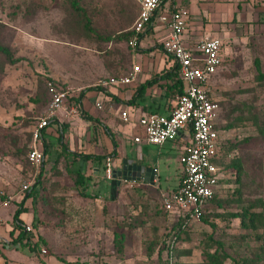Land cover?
Masks as SVG:
<instances>
[{"label":"rangeland","instance_id":"374dc122","mask_svg":"<svg viewBox=\"0 0 264 264\" xmlns=\"http://www.w3.org/2000/svg\"><path fill=\"white\" fill-rule=\"evenodd\" d=\"M237 1L244 20L223 35V63L209 87L226 127L217 196L203 219L188 223L176 238L170 237L159 187L124 179L118 195L109 197L112 167L137 157L119 121L110 130L117 147L105 150L100 131L75 123L80 109L73 98L61 109L68 132L50 143L106 157L102 166L81 163L83 187L75 183L64 148L44 156L41 175V166L26 157L33 144L41 148L33 129L50 102L46 82L73 88L79 97L105 77L141 71L127 45L133 0H0V44L19 59L10 64L0 54V264H264V79L255 65L264 73V0ZM167 94L168 100L175 95ZM178 141L159 149L140 146L143 162L157 168L162 190L179 180ZM34 185V202L24 206L32 231L17 241L21 230L12 215ZM244 212L254 215V227L232 216Z\"/></svg>","mask_w":264,"mask_h":264},{"label":"built area","instance_id":"2783aa9c","mask_svg":"<svg viewBox=\"0 0 264 264\" xmlns=\"http://www.w3.org/2000/svg\"><path fill=\"white\" fill-rule=\"evenodd\" d=\"M139 11L127 45L135 50L143 31L156 21L166 29V37L161 41L162 52L176 67L182 91L177 93L168 114L146 113L137 118L135 143L142 141L160 146L167 141L180 138L184 145L178 157L181 165L180 183L170 192L161 194V207L170 213L174 221L182 220L184 227L197 221L217 192L221 173L215 162L219 146L224 142L216 124L220 116L218 100L210 92L211 81L222 66V41L218 37L202 34L193 46L184 43L183 35L189 26L190 15L187 0H136ZM138 67L124 76H110L100 81L97 87L125 86L136 79ZM50 102L46 115L34 125L35 141L41 139V131L48 126L49 120L64 109L74 96V89L47 82ZM80 95L95 98L96 91L90 90ZM73 108V103L71 104ZM100 108V103H96ZM120 117L127 122L128 112L122 110ZM33 167L44 160L43 151L36 144L30 146L26 154ZM156 172V171H155ZM155 175V174H154ZM135 181V180H133ZM23 183L22 189H29ZM6 205V202L4 203ZM24 232H31L29 225H21Z\"/></svg>","mask_w":264,"mask_h":264},{"label":"crops","instance_id":"0c3cea01","mask_svg":"<svg viewBox=\"0 0 264 264\" xmlns=\"http://www.w3.org/2000/svg\"><path fill=\"white\" fill-rule=\"evenodd\" d=\"M133 3H135L134 8H135V19H136L138 16L139 7L136 0H133ZM239 4L240 3L237 0H187L186 6L190 15V23L183 35L184 43L187 46L191 47L194 45V42L199 38V36L202 34H206V32L209 33V34L207 33L208 35L218 37L222 41L223 35L228 32L232 24L234 26L237 21H240L244 18L242 14H240V10L242 9L238 8ZM163 29L164 28L160 24L154 21L152 26L147 27L141 34V37L138 41V46L134 50L136 51L135 53L137 58L136 63L139 65L141 71L139 73L137 72L136 79L133 83L125 86H111V87L94 86L92 88L96 91L97 94L95 98H87L82 95H80L79 97H75V96L72 97L74 103L77 102V106L80 109L79 115L74 116L76 120L75 123L80 127H84L85 129H87L88 126H92V128L96 129L97 131H100L102 133L101 135L103 136V143L105 145V150L107 148H110V144H112V146L117 147L116 143L114 145L115 141L110 133V130L115 129L118 121L120 123L118 127L122 126L124 128L123 131H125V129L128 130L127 132L129 137L131 138L132 143L137 147V152H136L137 157L135 158L128 155V157L121 159V161L124 159L125 160L131 159L132 163L153 168L156 172L152 182L145 181L143 179L144 174H141V178L139 180L138 179L137 180L134 179V180L143 186H152L156 188L159 187L161 194L176 189L180 183V175H179L178 183L174 187L172 188L168 187L162 190L158 184L159 182L158 170L156 167L145 164L143 162V156L141 154L140 146L145 145L146 147H156L159 149L166 142L160 146L150 145L144 141H142L141 143H135L133 141V137L136 133L137 118L139 117V115H143L146 113H158L162 115L168 114L173 105L174 98L176 96L175 94L171 100H168V97L170 95L167 94V91H169L170 89L167 88V83H169V81L165 83L166 82L165 80H159L154 84L147 86L140 93H137V89L139 88L140 85L144 84L145 82L155 77L160 76L164 71L173 67L172 60L168 56H166L161 49V41L166 37V34L163 33ZM127 33L129 36L131 33V29ZM161 33H163L164 35L159 36V34ZM221 58L223 61L222 49H221ZM114 76H124V75H114ZM109 77H105V79ZM136 82H140V83L136 84ZM162 90H165L164 94ZM96 103H100V108L96 106ZM122 110H126L128 112L129 120L127 122H125L120 117V112ZM58 112L60 114V116L56 115L58 120L54 119L52 124L46 126L41 131V139L39 140L41 141V148L40 147L38 148H40L43 151L44 156H47L52 152H55V150H59L58 148L61 147L64 148L66 155L71 159L72 171L77 169L80 170L81 163H85L88 160L93 161L94 163H96V165L99 166L104 165L103 164L104 159L106 158L104 153L96 152L92 149L89 150L87 153H83V154L75 153L73 152L72 149L68 150L66 146L63 145L57 146L50 143L54 139L56 141L62 140V136L65 134V132H68L67 126L66 127L63 126V122L66 121H63L65 119H62L61 117V115H63L64 112H62V110H59ZM70 129L76 130L73 127H70ZM91 139H92V134L88 133L87 140L90 141ZM183 145H184L183 142L179 144L178 157L182 152ZM120 147L121 145L118 148ZM111 152L114 151L112 150ZM82 155H100V156H104L105 158L102 160V162H97L92 158L85 159L84 156ZM178 157L176 158L177 161H178ZM121 165L119 166V168L115 170L116 171L120 170ZM39 166H41V170H40L41 171L40 175H41L42 168L45 166V160H43V162ZM113 168L114 166L112 167V169L110 168L111 178L107 182L110 198H114L118 195V189L122 184L121 182L124 180V177L121 175L119 176L115 174V176L113 177L112 175V171L114 170ZM103 173L100 174L106 178V176L104 175L105 173L104 174ZM128 180H132V179H128ZM35 190L37 189L35 188ZM217 192H218V188H217ZM32 202H34L33 196L30 198H25L24 201L22 202L24 211L21 212L18 216V219L20 221V227L17 228L19 230H22V226H21L22 224L29 225L28 222L29 220L32 219V214H29V212H27L24 207V206L26 207L29 206V204H31ZM162 211L169 217L172 227L173 223L175 222L173 216L170 213L164 211L163 209Z\"/></svg>","mask_w":264,"mask_h":264},{"label":"trees","instance_id":"16d2710c","mask_svg":"<svg viewBox=\"0 0 264 264\" xmlns=\"http://www.w3.org/2000/svg\"><path fill=\"white\" fill-rule=\"evenodd\" d=\"M0 54H2L6 61L10 64L12 63H16L19 61L18 58H14L11 50L9 47L1 45L0 44ZM255 65H256V72H257V78L259 80H263L264 79V73L261 72L259 64L257 61H255ZM159 80H165L167 83L169 81V83H167V88L171 90L172 93H181L182 91V82L178 79L177 76V71H176V67L173 65L172 68L164 71L160 76L155 77L147 82H145L144 84L140 85L139 88L137 89V93H140L142 90H144L147 86L154 84L155 82L159 81ZM46 87H47V82H46ZM218 104L220 106V116L219 119L217 121L216 124V130L219 133V135H224L226 133V130L222 124H221V120H222V106L220 104V102L218 101ZM115 145V142H114ZM232 147V145H231ZM226 148V143L225 140L224 142L219 146L218 148V154H217V158L215 159V162L217 163V165H219V163H221L222 158L224 157V149ZM84 156L85 159L87 158H92L94 160H96L97 162H102V160L105 158L104 156H100V155H82ZM43 162V161H42ZM72 172L76 173V180L75 183L79 186H84V181L87 179V177L84 176V174L80 171V170H74ZM238 172V171H237ZM220 180V179H219ZM35 188L36 185L33 186V188L28 192V194L26 195L25 198H30L34 195L35 192ZM217 196L214 195L213 198L210 200L212 201L215 197ZM24 211V208L22 206V203L18 206V208L15 210V212L13 213V220L17 223L16 226L20 227V221L18 219V216L21 212ZM205 212L203 213V215L201 216L200 219H203ZM233 217H239L241 220V224L248 227H254L255 226V221H254V215L249 214V213H241V214H234L232 215ZM183 225V221L176 219L175 222L172 225V231H171V235L170 237H178L180 234H182L183 232L186 231V227L187 225H185L184 227H182ZM27 234V232H24L23 230H21V232L18 233L16 240H22L24 238V236ZM209 257L211 258L210 260H213V257L211 255H209Z\"/></svg>","mask_w":264,"mask_h":264},{"label":"water","instance_id":"95a60500","mask_svg":"<svg viewBox=\"0 0 264 264\" xmlns=\"http://www.w3.org/2000/svg\"><path fill=\"white\" fill-rule=\"evenodd\" d=\"M122 167L120 168V170H113L112 171V175L113 177L115 176V174L117 175H122L124 177V179H140L141 178V174H144L143 179L145 181H153L154 178V174H155V170L151 167H146L144 165H137L136 163H132V160H122ZM128 163V171L126 173V164ZM126 175H128L127 177H125Z\"/></svg>","mask_w":264,"mask_h":264},{"label":"flooded vegetation","instance_id":"af4514ba","mask_svg":"<svg viewBox=\"0 0 264 264\" xmlns=\"http://www.w3.org/2000/svg\"><path fill=\"white\" fill-rule=\"evenodd\" d=\"M126 166H127V167H126V173H127V171L129 170V169H128V163L126 164ZM121 167H122V165H121ZM121 176H122V175H121ZM127 176H128V175H126L125 177H127Z\"/></svg>","mask_w":264,"mask_h":264}]
</instances>
